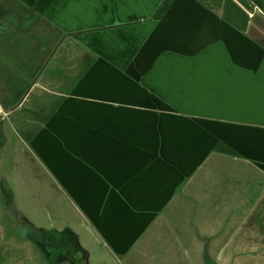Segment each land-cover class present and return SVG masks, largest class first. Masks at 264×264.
<instances>
[{"label": "crops", "instance_id": "crops-1", "mask_svg": "<svg viewBox=\"0 0 264 264\" xmlns=\"http://www.w3.org/2000/svg\"><path fill=\"white\" fill-rule=\"evenodd\" d=\"M67 221L78 264H264V0H0V264H74Z\"/></svg>", "mask_w": 264, "mask_h": 264}, {"label": "rangeland", "instance_id": "rangeland-1", "mask_svg": "<svg viewBox=\"0 0 264 264\" xmlns=\"http://www.w3.org/2000/svg\"><path fill=\"white\" fill-rule=\"evenodd\" d=\"M202 169H203L202 171H204V172L207 170L205 167H203ZM17 218L20 219V220L19 219L18 220H19V223L22 225L21 229L23 231H26L27 234H30V235L34 234L33 235L34 239L37 238V242L40 241L39 240L40 237H41V239L45 237V234H46L45 232H44V236L42 237L43 233L41 232V230L40 231H38V230L34 231L33 230L34 228L28 224L29 222L30 223L32 222L35 228H37V227L43 228L42 226H39L42 224L41 222H43V221L38 219L37 216L24 215L22 217H17ZM24 223H27V224L24 225ZM58 225H59V223H58ZM66 226L68 227L69 231L67 230V231H63V232L59 233V235L63 236V239L60 243H62L61 246H62L63 250H66L69 253V256H72L73 258H75L73 260V262H74V264H76V261L81 262V254L79 253L78 249L76 248L77 241H78V244L81 243V245L83 246L82 242H84V239L86 237V233H85V231L82 232V228H81L82 226L78 225L76 227V225L71 223L70 221H67L65 224H62L61 228H66ZM30 227L33 228V229L31 228L32 231L30 230ZM59 227H60V225H59ZM44 228L47 229L46 226ZM74 236H76V239L74 238ZM86 240H87V238H86ZM55 245L58 246L57 242L53 244V248L55 247ZM90 259H91V255L87 254V261H89Z\"/></svg>", "mask_w": 264, "mask_h": 264}, {"label": "trees", "instance_id": "trees-1", "mask_svg": "<svg viewBox=\"0 0 264 264\" xmlns=\"http://www.w3.org/2000/svg\"><path fill=\"white\" fill-rule=\"evenodd\" d=\"M70 259L73 261L75 258H73L72 256H70ZM76 264H78V262L76 261Z\"/></svg>", "mask_w": 264, "mask_h": 264}]
</instances>
